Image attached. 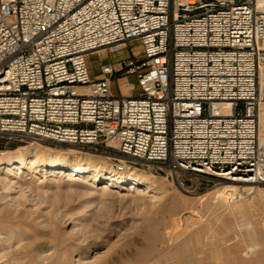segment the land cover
<instances>
[{"label":"built area","instance_id":"2783aa9c","mask_svg":"<svg viewBox=\"0 0 264 264\" xmlns=\"http://www.w3.org/2000/svg\"><path fill=\"white\" fill-rule=\"evenodd\" d=\"M128 45L92 76L90 53ZM261 70L264 0H0V139L67 144L121 173L264 183ZM118 72L136 95L112 92Z\"/></svg>","mask_w":264,"mask_h":264},{"label":"rangeland","instance_id":"374dc122","mask_svg":"<svg viewBox=\"0 0 264 264\" xmlns=\"http://www.w3.org/2000/svg\"><path fill=\"white\" fill-rule=\"evenodd\" d=\"M132 48H134V50L137 49L135 46ZM102 49L105 51L104 54L99 51H94L89 55L88 63L92 76L98 75L99 65L101 63L121 60L126 58L130 53L129 45L124 46L121 50L116 52H109L106 48ZM126 81L132 82L135 85L132 93L136 95L138 86L135 76L123 75L120 72L116 73L111 81L112 92L117 96L121 95L124 92L122 90V85ZM258 89L260 95L258 107L259 131L260 122L262 116H264L262 115L264 114V79H261L260 76L258 78ZM29 144H38L39 146L36 153L50 157L53 155H62L63 152L66 153L65 151L70 146L67 144H57L39 140L8 142L4 139H0V158L5 157L4 153L13 154L15 149H20ZM97 155L98 159L101 161L104 160L111 164V161L104 156ZM137 167L138 168H134V170H127L126 172L136 171L138 173L144 171L163 182L165 191L156 193L160 195L159 199H156L157 201L153 198L149 199L150 197L147 193L136 194V190H128L125 186L119 184L103 191L95 186L96 183H100L101 180L95 181V185H89L87 184L88 182L82 180L83 177L81 174L75 176V179L70 180L67 178V175L60 171L47 172L44 175L42 170L32 172L29 168H26L23 173H20L21 175L18 174L16 175L17 177L13 179L22 181L19 183L18 187L15 186L14 190L11 191V195L14 197L16 196L13 203L11 201L9 205H6V200L1 197L3 187H1L2 185L0 184V235L2 237L5 236V238L9 237L7 229L8 227H13L11 226L13 224L15 225L14 227H21L26 231V239L32 238L39 244L38 246H41L38 249L40 253L46 249H50L54 251L55 254L59 250L61 252V249H67L69 252V254L67 252L69 255L68 259H72L70 261L75 262L78 259L77 250H75V246L77 245L79 248L78 250L83 251L84 257L87 259L102 255V257L97 260L98 262L114 260L115 264H133V257L137 255L140 245L144 241L143 233L152 222L157 223H155V226L160 233H164L165 230L168 231L169 227V232H171L173 231L171 229L177 226L175 228L176 231L180 230L181 232L179 234L184 235L182 234L183 231L186 233L184 236L188 235V229L193 230L197 226L206 225V222H209L214 229H217L216 233H220L218 234L219 236L223 232L222 236L224 240L222 241H226V246L230 245L229 247L233 248L236 243H244V245H242V251H240V256L242 258L245 257L243 258L245 261L247 260V262L253 263L254 257L252 255L259 251L260 245H252L247 236L249 231L253 229L255 232L257 228L260 229L256 230L257 233L261 231L260 233L264 234V204H262V200H264L262 199L264 198V183H241L229 180L202 181L187 174H180L176 178L166 170L144 165H138ZM231 183L235 185V188L231 187V189L226 190V185ZM96 190L97 193H95ZM100 192L102 193L100 194ZM150 193H152V191ZM228 193H232L231 197H228L230 196ZM173 195L176 199L179 197L177 199L179 203L171 208L167 202ZM224 196L227 201L224 199ZM151 200H153V202H151ZM220 202L224 203V206H222V208L224 207L223 209L218 205ZM231 203L232 205L240 203H242V205L245 204L244 209L247 211H244L243 214H238L236 212H232L231 214V212H227L229 206H232ZM14 206L16 207L14 208ZM7 208L9 209L7 210ZM220 209H222L223 212ZM222 215L227 218L222 217ZM193 220L197 224L199 221L202 224L199 222L197 225ZM189 223H194V225ZM172 224L173 226H171ZM182 224L185 225V228ZM249 225L252 229H249L251 228ZM179 226L180 228H178ZM247 226H249V228H247ZM176 231L174 230V232L171 233L173 238L170 239L178 240L180 237H184H179V235L176 236L174 234ZM174 235L179 238L175 239ZM240 236L241 238L243 236V238H239ZM5 238L3 237L2 240ZM166 238V241L161 243V245L164 246L168 241L169 244L173 243V240L170 241L168 236H166ZM231 241L235 244L233 243L232 245ZM224 242L222 246L225 245ZM9 245L13 248L15 246L14 240H11ZM244 246L248 248L245 247V249ZM243 250L246 251V254H244L245 251L243 252ZM9 260L10 259L5 260V262L7 261L6 263L8 264H15L12 260V262ZM45 261L42 262V264H69L66 259H62V257L58 255L50 257L48 259L50 263ZM97 261H94V264H96ZM156 261L157 257L151 256L140 264H159L157 263L158 261Z\"/></svg>","mask_w":264,"mask_h":264},{"label":"bare ground","instance_id":"6f19581e","mask_svg":"<svg viewBox=\"0 0 264 264\" xmlns=\"http://www.w3.org/2000/svg\"><path fill=\"white\" fill-rule=\"evenodd\" d=\"M97 51H99L102 54H104V52H105L104 49H102V48L98 49ZM259 76L261 79H264V70L260 71ZM128 86H129V84L124 82L122 85V87H123L122 90L125 91ZM262 115H264V114H262ZM259 131H258L259 132V134H258L259 142L264 144V116H262ZM38 144L37 145H30L29 144V145L23 146L20 149H15L13 151L14 152L13 154L4 153L5 157L0 158V184L2 185V186L1 185L0 186L3 187V192H2L1 197H2V199L6 200L5 201L6 205L7 204L9 205L11 203V201L13 203L16 196L15 197L12 196L11 191L14 190L15 186L18 187L19 183L22 182L19 179H16V180H13V179L15 177H17L16 175L23 173L24 169H26V168L27 169L29 168L32 172H38V171L42 170L44 175L47 172H59L60 171L61 173L67 175V178L70 180L75 179L76 178L75 176H78L79 174H81L83 177L82 180H84V182H88L87 184H89V185H95V183H94L95 181L101 180L100 183H98V184L96 183L95 186H96V188H99L103 191H106L107 189H110L112 186H116L119 184L121 186H125V188H127L128 190H136V194H146L147 193V194H149V197H150L149 199L153 198L154 200L159 199V197H160V195H158L156 193H161V192L165 191L163 182L156 179L150 173H146L144 171L138 172V173L136 171H132V172H126L125 171L123 173H119L114 168H112L111 164L107 163L104 160L101 161L100 159H98L97 154H95V153L93 154L92 152H89V151L83 152V150H80L77 147H73V146H69L68 149L65 151L66 153L63 152L64 154L62 153V155H59V156L53 155L51 157L50 156H43V155L36 153L38 146H39ZM226 186H227L226 190L231 189V187L235 188V185H232V183L228 184ZM151 191H152V193H150ZM95 193H97V190ZM101 193L102 192H100V194ZM228 194H230V193H228ZM231 194L228 197H231ZM177 199L173 195L172 198L169 199V201L167 202L168 205L171 208L175 207L179 203V201ZM224 199H225V196H224ZM262 199H264V198H262ZM151 202H153V200H151ZM259 202H261V201H259ZM214 203H215V201H214ZM262 204H264V200H262ZM218 205H219V207L222 208V206H224V203L220 202V204H218ZM225 205H226V203H225ZM231 205H232V203H231ZM244 205H242V203L233 204L231 207L229 206V209H227L228 211L226 209L225 210L229 213L231 212V214H232V212H236L238 214L239 213L243 214L244 211H247L244 209ZM259 205H260V203H259ZM169 206H168V208H169ZM15 207L16 206H14V208ZM210 207H212V206H210ZM8 209L9 208H7V210ZM222 209H220V210L223 212ZM248 209H249V207H248ZM213 211H215V210H213ZM246 213H248V212H246ZM214 215H216V214H214ZM223 215H222V217H224ZM211 216H213V215H211ZM155 221H158V220H155ZM199 222H198V224H199ZM155 223L156 222H152L149 225V227L146 229V231L143 233L144 241L140 245V248L138 250L137 255L135 257H133V260H132L133 264H140L142 261L147 260L151 256H154V257L156 256L157 261H158V262L157 261L156 262L159 264H264V234H261L260 233L261 231H259V233L256 232V230L259 228H257L255 230V232H256L255 233L253 231L252 227L250 226L251 224L249 225L251 228H249V226H247V228L252 229L251 230L252 232L249 231L247 237L250 240L252 245H255V246H258V244L260 245V249L256 254L253 253V251L251 250L252 253L255 255V256L252 255L254 257L253 263L247 262V260L245 261L243 259L245 257L242 258L240 256V251H242L241 249H242V245H244V243H243L244 241L242 242L243 244H241V242L235 244L234 242L231 241L232 245H233V243L235 244L234 247L232 246L233 248L229 247L230 245L226 246V244H225L226 241L225 242L222 241V240H224V237L222 236L223 232L219 236L218 234H220V233L218 232V234H217L216 233L217 229H214L213 226L209 224V222L208 223L206 222V225H200V226H197L196 228L194 227L195 229H193V227L191 226L193 230L188 229L189 233L187 232L188 235H186V236H184L186 233H184L183 231H182V234H184V235L179 234L181 232L180 230L176 231L175 228L177 226H174L171 229V230H173L171 232H169V228H170L169 227L168 231L165 230L166 232L164 231V233H160L159 230L157 229V227L155 226ZM177 224H180V223H177ZM189 224L194 225V223H189ZM8 225H9V223H8ZM11 226H13V227H8V229H7L9 237L5 238V236H3L5 239L2 240L3 237L0 235V262H1V264H8V263H6L7 261L5 262V260H8V259H10L9 261L12 260L15 264H18V263L19 264L20 263L21 264H42V262H44L45 260H47L45 262L48 263L50 261V260L48 261V259L50 257H53V255H54V257L58 255L59 257H62V259H66L67 261L69 260L68 259L69 252L67 251V249H64V250L61 249L62 250L61 252H60V250L57 251L58 253L56 252L57 253V254L55 253L56 255L54 254V251H51L50 249H46L41 253L38 252V249L41 246H38L39 244H37L36 241L33 240L32 238L26 239V231L23 228H21V227L16 228V227H14L15 225H13V224ZM171 226H173V224ZM182 226L184 227L185 225L182 224ZM178 228H180V226ZM249 229H246V230H249ZM174 230L176 231L174 233L176 236L179 235V237L180 236H182V237L184 236V237L183 238L180 237V239H178L179 237L177 238L174 235L175 239L177 238L178 240L170 239V238H173L171 236V233L174 232ZM231 234H229V235H231ZM166 236H168L170 241L173 240L172 241L173 243L169 244L168 243L169 241H168L167 244L165 243V245L163 246V245H161V243L166 241V239H167ZM225 238H226V235H225ZM235 238H237V237H235ZM239 238H241V236ZM242 238H243V236H242ZM244 238H246V237H244ZM11 240H14V242H15V246L13 245L14 246L13 248H12V246L9 245ZM230 240H227V241H230ZM244 240H246V239H244ZM223 242L225 244L224 246H222ZM245 247L248 248L247 246H244V248ZM64 248H66V247H64ZM256 248H258V247H256ZM78 249L79 248L76 245L75 250H77V254H78V259H77V261H75L76 263L74 261H70V260H72V259H70L68 261L69 264H94L95 263L94 261H97L102 257V255H98L95 258L87 259L84 257L85 255H84L83 251L78 250ZM244 251L245 250H243V252ZM67 252H68V254H67ZM243 252H242V254H243ZM244 254H246V251ZM96 264H115V261L114 260L100 261V262L97 261Z\"/></svg>","mask_w":264,"mask_h":264}]
</instances>
